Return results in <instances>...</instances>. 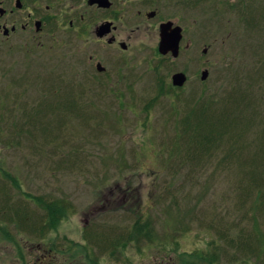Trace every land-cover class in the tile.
I'll return each instance as SVG.
<instances>
[{"label":"rangeland","instance_id":"obj_1","mask_svg":"<svg viewBox=\"0 0 264 264\" xmlns=\"http://www.w3.org/2000/svg\"><path fill=\"white\" fill-rule=\"evenodd\" d=\"M238 2L193 1L192 13L184 14L193 27L187 28L184 39L195 43L191 52L196 63L187 64L184 57L173 63L149 57L150 64L139 69L136 81L122 86L125 95L121 98L67 96V80H58L64 73L63 50L50 52L43 37L37 38L43 48L26 55L11 53L0 42V111L6 105L12 117L20 114L16 124L21 126V112L35 109L29 126L34 135L37 129L49 131L47 137L52 141L46 145L42 138L38 140L44 147L37 156L23 132L7 131L16 136L8 139L7 132L1 131L0 169L14 176L20 188L1 189L0 180V192L5 190L14 200L29 199L26 195H30L71 205L68 217L44 240L27 231L32 228L27 225L29 220L36 223L43 214L32 203L25 205L32 217L24 219L25 231L8 227L26 264H264V246L258 250L254 244L246 251L245 245L238 250L230 245L239 228L243 237L251 235L255 226L232 205L227 191L231 178L213 174L211 168L198 173L194 160L182 164L188 158L178 157L187 141L181 140L177 126L187 110L189 119L202 105L208 113L219 114L218 103L222 104V99L228 102L234 90L243 100L249 84L264 109V78L260 80L257 74L264 57V22L257 4L246 16L259 15V20L245 25ZM204 70L208 77L201 82ZM175 73L187 78L180 89L171 86ZM56 91H62V96ZM192 126L186 129L189 138ZM20 141L17 149L10 146V142L18 146ZM173 144L178 154L172 155ZM192 153L190 150L193 158ZM139 215L151 223L152 242L144 241L140 252L131 244L116 250L113 242ZM110 229L114 239L103 242L106 235L111 238ZM260 230L264 231L263 227ZM93 234L99 235V246L86 242ZM108 245L111 247L103 248ZM0 264H20L17 247L4 241L1 234Z\"/></svg>","mask_w":264,"mask_h":264},{"label":"flooded vegetation","instance_id":"obj_2","mask_svg":"<svg viewBox=\"0 0 264 264\" xmlns=\"http://www.w3.org/2000/svg\"><path fill=\"white\" fill-rule=\"evenodd\" d=\"M193 1L0 0V42L11 53L26 55L43 48L37 42L43 37L50 52L63 50L64 73L58 80H67V96L121 98L125 95L122 86L136 81L139 69L150 64L149 57L159 56L169 63L184 57L187 64L196 63L191 52L195 43L184 39L187 28L193 27L191 18L184 16L192 13ZM166 24L181 30L174 59L157 51L160 27ZM75 82L79 84L75 86Z\"/></svg>","mask_w":264,"mask_h":264},{"label":"trees","instance_id":"obj_3","mask_svg":"<svg viewBox=\"0 0 264 264\" xmlns=\"http://www.w3.org/2000/svg\"><path fill=\"white\" fill-rule=\"evenodd\" d=\"M229 2L230 1H228V4H230ZM257 4L260 8L259 13H261V22H264V0H239L236 4L237 10L242 16L245 25H249V23L257 19L259 20V15L257 17L246 16L248 13L251 14V12L254 11ZM231 7L232 6H229V8ZM234 8L235 6H233V9ZM260 60L261 65L257 74L260 77L259 79L263 80L264 57ZM248 86L249 87L246 88L247 90L243 92L245 100H241L240 97L242 96H239L241 93L237 92V90H234L235 94L228 99V102L224 103L222 99V104H220L221 101L218 103L221 105V112H219V114L215 112H212V114L211 112L208 113L206 109L207 106L202 105L201 108L194 109L195 113H193V116L189 119L187 116L191 114L187 110L185 114L186 117L179 121L177 126L181 140L187 141V145L184 147L185 152L183 146H181L182 151L179 155L175 151L177 148L175 145L176 143L173 144V151L171 150L172 155L178 154V157L186 156L188 158L187 161L182 162V164L189 163L190 165L194 160L195 165L199 167L198 173L202 171L201 169H204L206 173L207 168H211L213 174L220 172L225 174L223 177L231 178L230 185L227 187V191L231 194V203L235 209L243 212V217L247 221H250V223L255 226L254 229H251L253 232H250L251 235H245L243 237L241 235V228H239L238 233L233 237L234 240L231 238L230 245L236 250H238L239 247L243 249L245 245L246 251L254 244H256L258 250L260 247L264 246V231L260 230L262 227L264 229V109L263 105L259 103L260 100H257L252 95L254 90L251 84ZM257 88H260V86L258 85ZM250 98L253 99L249 101ZM257 107H259L258 111H256ZM34 110L35 109L32 111L24 110L21 112L23 113L21 114V119L24 121L22 125L19 126L16 124V119L20 117V114H16L17 112L15 113L13 111L15 114L12 117V114L8 113V106L3 105V109L0 111V132H23V136L26 137L25 140L29 139L31 141L29 149L34 153L33 147H35L36 155L38 156L41 154L40 150H43L44 147L37 144L40 142V139L42 138L46 145L52 141L47 137L50 134L49 131H44L43 133L42 129H37L34 135V130L29 126L33 122L31 115ZM36 112L40 115L41 109L39 106H37ZM191 124H193V135L189 138L186 129H189ZM254 124L255 128H253ZM7 134L8 139L10 136L12 138L16 137L12 133L7 132ZM8 139L6 140V138H3L1 140L4 142L6 140L5 143H7ZM188 139L191 140L190 143ZM11 145L17 149L21 145V141L18 146L13 142H10V146ZM190 150H193V158L189 155ZM0 180L3 181L1 189L9 190L10 188V190H17L20 188L18 180L3 169H0ZM4 180H6L10 186ZM26 197L29 199L22 198L14 200L5 190L0 192V234L4 241L17 247V258L20 264H26L24 253L19 242L15 240L13 234L8 230V227L13 226L20 232L21 229L25 231V220L31 217L29 212L31 210L25 207V205L32 206V203L43 213L38 222L34 223V219H30L29 221H31V224H27L32 226L29 230L27 229L28 234L40 240H44L51 231L56 229L61 221L68 217L71 206L63 200L46 199L30 195H26ZM16 201L21 203L25 209L22 210L16 207ZM239 219L241 220L240 217ZM16 221H18V224ZM261 221L263 223H261ZM150 224L149 221H144L141 215L134 217L132 225L129 228L125 227L119 233V235H122L121 238L118 237L119 240L112 241L115 243V249L125 250L128 245L131 244L136 246V249L140 252L142 250L140 249V245L144 241H146V244L152 242ZM116 227L117 226H114L113 229L117 232L118 227ZM109 231L112 234L111 229ZM253 235L255 237L254 240L252 239ZM91 236L93 239H88L86 242L99 246L98 240H96L99 235L93 234ZM142 236H144V238H142ZM111 239H114L113 234L111 238L106 235L103 242L110 243ZM108 247L110 248L111 246L108 245L103 248L108 249ZM157 251L159 252V250Z\"/></svg>","mask_w":264,"mask_h":264},{"label":"water","instance_id":"obj_4","mask_svg":"<svg viewBox=\"0 0 264 264\" xmlns=\"http://www.w3.org/2000/svg\"><path fill=\"white\" fill-rule=\"evenodd\" d=\"M159 44L157 51L161 56L171 54L172 58L178 57L179 43L181 41V30L179 28L171 29V25L166 24L160 27ZM207 50H203V54ZM208 77V71L200 73V81L204 82ZM186 82V76L183 73H175L171 76V86L182 88Z\"/></svg>","mask_w":264,"mask_h":264}]
</instances>
